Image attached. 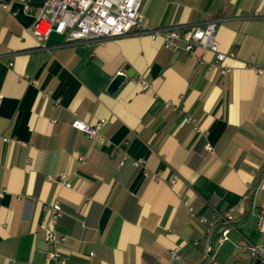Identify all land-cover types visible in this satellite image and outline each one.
<instances>
[{"label":"crops","instance_id":"crops-1","mask_svg":"<svg viewBox=\"0 0 264 264\" xmlns=\"http://www.w3.org/2000/svg\"><path fill=\"white\" fill-rule=\"evenodd\" d=\"M142 9L153 30L218 20L230 73L212 77L133 32L41 43L34 15L0 0V264H45L44 206L54 200L67 264H254L249 248L264 247V73L246 65L264 69V0H144ZM76 119L104 121L100 138L73 128Z\"/></svg>","mask_w":264,"mask_h":264},{"label":"built area","instance_id":"built-area-1","mask_svg":"<svg viewBox=\"0 0 264 264\" xmlns=\"http://www.w3.org/2000/svg\"><path fill=\"white\" fill-rule=\"evenodd\" d=\"M21 3L25 10L34 15L35 22L31 28L32 34L41 43H44L52 33L63 37L64 44H83L94 40H109L125 36L131 32L148 35L151 39H161L164 46L175 52H182L189 56L198 67H205L207 74L214 77L225 76L231 68L226 65L227 55L221 51L216 33L219 26L218 20H212L203 27L173 26L153 30L147 25L143 13L144 0H45L42 7L36 8L30 0H9ZM7 5L3 4V8ZM256 17H261L258 12ZM212 55L211 60L208 55ZM13 66V64H10ZM261 75L264 69L252 62L246 64ZM143 91L151 89V85L145 80H140ZM167 107H170L167 105ZM178 110V107L174 108ZM191 122L190 119L187 120ZM104 121L90 125L85 121L76 119L72 127L85 133L91 139H98L104 126ZM3 142H11L2 138ZM208 150H211L208 146ZM80 164H86L85 156L78 155ZM136 167H144V162H135ZM69 174L61 173L58 177L67 188L71 185L67 181ZM53 179V178H50ZM48 214V222L42 226L44 239L50 250L46 254L45 264H67V259L62 256L58 248L66 241V238L57 234L56 227L63 217V209L58 200H54L44 206ZM225 222L234 220L232 214L223 216ZM203 222V220H200ZM213 229L216 224H212ZM220 242L228 240L229 230L221 231ZM251 254L264 264V247H250ZM171 259L177 261L181 258L180 249L170 252Z\"/></svg>","mask_w":264,"mask_h":264},{"label":"water","instance_id":"water-1","mask_svg":"<svg viewBox=\"0 0 264 264\" xmlns=\"http://www.w3.org/2000/svg\"><path fill=\"white\" fill-rule=\"evenodd\" d=\"M44 1L45 0H30V3L34 6L42 7L44 4ZM124 80H125L124 75L116 76L113 79V81L110 83L108 87V92L111 94H114L118 90V88L120 87V85L123 83ZM254 264H260V261L256 259Z\"/></svg>","mask_w":264,"mask_h":264},{"label":"trees","instance_id":"trees-1","mask_svg":"<svg viewBox=\"0 0 264 264\" xmlns=\"http://www.w3.org/2000/svg\"><path fill=\"white\" fill-rule=\"evenodd\" d=\"M259 183V182H258ZM224 228H220L219 229V232L216 233V235H221V231L223 230Z\"/></svg>","mask_w":264,"mask_h":264}]
</instances>
